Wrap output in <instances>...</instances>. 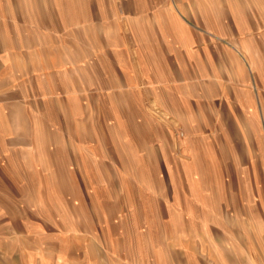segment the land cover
I'll use <instances>...</instances> for the list:
<instances>
[{"label": "rangeland", "instance_id": "rangeland-1", "mask_svg": "<svg viewBox=\"0 0 264 264\" xmlns=\"http://www.w3.org/2000/svg\"><path fill=\"white\" fill-rule=\"evenodd\" d=\"M223 239L264 264V0H0V264Z\"/></svg>", "mask_w": 264, "mask_h": 264}, {"label": "crops", "instance_id": "crops-1", "mask_svg": "<svg viewBox=\"0 0 264 264\" xmlns=\"http://www.w3.org/2000/svg\"><path fill=\"white\" fill-rule=\"evenodd\" d=\"M193 73V72H191ZM222 240V243H219L215 247H212L210 253L208 254V259L212 264H263L262 254L260 258L251 256L247 258L245 245L238 243H227ZM263 250L261 249V252ZM253 258V260H250ZM252 262V263H251Z\"/></svg>", "mask_w": 264, "mask_h": 264}]
</instances>
